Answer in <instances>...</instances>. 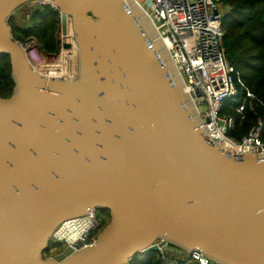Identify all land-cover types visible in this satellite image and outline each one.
I'll return each mask as SVG.
<instances>
[{"label": "water", "instance_id": "obj_1", "mask_svg": "<svg viewBox=\"0 0 264 264\" xmlns=\"http://www.w3.org/2000/svg\"><path fill=\"white\" fill-rule=\"evenodd\" d=\"M33 1L0 0V55L15 84L0 97V264L193 251L210 264H264V154H232L207 134L141 7L38 0L71 23L78 46V77L56 80L10 25ZM98 210L110 220L92 246L48 255L64 224Z\"/></svg>", "mask_w": 264, "mask_h": 264}, {"label": "built area", "instance_id": "obj_2", "mask_svg": "<svg viewBox=\"0 0 264 264\" xmlns=\"http://www.w3.org/2000/svg\"><path fill=\"white\" fill-rule=\"evenodd\" d=\"M136 1L135 3L154 25L161 40L165 41V46L187 93L197 108L207 134L232 154H264V123L261 119H258L247 135L237 142L229 137V133L235 127V119L221 116L223 105L228 100L243 95L242 103L236 108V113L242 118L245 108L248 105L252 108L257 100L244 84L237 85L235 68L227 59L222 0H145L144 4ZM45 5L37 0L22 6L13 14V23L20 25L21 22L29 21L33 11ZM13 23L12 25L10 23L11 27L16 28ZM60 27L55 54L40 51L34 37L27 38L26 41L16 39L33 67L46 77L48 75L42 70L61 61L62 57L65 59L66 69H73L74 64L75 70L78 69L79 57L75 35L73 33L72 37L67 39V33L63 31L68 29L67 25L65 28L61 25ZM64 78L67 77L52 79ZM89 214L81 218L84 222L90 223L84 232L85 236L72 244L66 242L67 246L75 251L92 246L107 224L96 212ZM157 244L162 250L169 247L165 241ZM159 253L162 255V264L180 263L178 260L168 258L163 252ZM183 258L193 263L210 264L209 259L199 251L185 253Z\"/></svg>", "mask_w": 264, "mask_h": 264}, {"label": "trees", "instance_id": "obj_3", "mask_svg": "<svg viewBox=\"0 0 264 264\" xmlns=\"http://www.w3.org/2000/svg\"><path fill=\"white\" fill-rule=\"evenodd\" d=\"M221 5L228 10L223 18L224 47L229 63L235 68L236 83L238 86L244 84L257 99L252 108L249 105L245 108L243 118L236 113L243 95L223 105L221 116L235 119V127L229 137L239 142L258 119L264 123V0H222ZM29 22V28H13L14 37L21 40L34 37L42 52L55 53L59 20L52 7L45 5L35 9ZM14 86L9 57L0 55V97L10 98ZM166 256L180 261L179 264H187L176 254L167 252ZM130 264H162V255L159 252L140 254Z\"/></svg>", "mask_w": 264, "mask_h": 264}, {"label": "bare ground", "instance_id": "obj_4", "mask_svg": "<svg viewBox=\"0 0 264 264\" xmlns=\"http://www.w3.org/2000/svg\"><path fill=\"white\" fill-rule=\"evenodd\" d=\"M129 3L130 6L134 5L131 3V1H127ZM134 2L137 3L136 0H134ZM68 29L63 30L65 33H67V39H70L73 35V29H72V25H70V23L68 22L67 24ZM163 40V39H162ZM164 45H166L165 41L163 40ZM166 48V46H165ZM78 49H77V54H78ZM54 65L52 66H47L45 69H43L42 71L44 72V74H47L48 77L52 78H56V77H67V78H77L78 77V72L77 70H75V66L76 64H74V68L73 69H66L65 65V59L64 57H62L61 61L57 62V63H53ZM69 72V73H68ZM77 76V77H76ZM58 80V79H56ZM90 225V223H86L84 222V220H78L76 222H72V223H66L58 232H57V237L58 240H62L65 241L69 244L74 243L76 240L82 238L85 236V231L87 230V227Z\"/></svg>", "mask_w": 264, "mask_h": 264}, {"label": "rangeland", "instance_id": "obj_5", "mask_svg": "<svg viewBox=\"0 0 264 264\" xmlns=\"http://www.w3.org/2000/svg\"><path fill=\"white\" fill-rule=\"evenodd\" d=\"M141 3H143L144 4V1L145 0H139ZM222 8V12H223V14H225L226 12H228V10L226 9V8H224L223 6L221 7ZM24 19V18H23ZM25 20V19H24ZM23 20V21H24ZM17 21V20H16ZM12 25V24H11ZM13 25L14 26H16V28H18V30H20V29H24V28H29L30 26H31V23L29 22V21H24V22H21V24L19 25V24H15V23H13ZM19 25V26H18ZM60 29H61V27H60V24H59V27H58V29H57V32H56V48H57V37H59V35H60ZM27 38H30V37H27ZM27 38H25L23 41H26V39ZM18 39V38H17ZM37 41V40H36ZM38 43V42H37ZM38 47H39V44H38ZM41 51V50H40ZM56 52H57V50H56ZM55 52V53H56ZM55 53H52V54H55ZM98 214L100 215L101 214V212H98ZM101 220H104L103 218H101ZM67 247V244H66V242H64V241H60V240H55L52 244H51V247H50V249H51V253H52V255H54V254H57V253H60V252H62L63 251V249H65ZM160 254V253H159ZM161 255V254H160ZM187 264H197V263H193V262H189V261H187Z\"/></svg>", "mask_w": 264, "mask_h": 264}, {"label": "flooded vegetation", "instance_id": "obj_6", "mask_svg": "<svg viewBox=\"0 0 264 264\" xmlns=\"http://www.w3.org/2000/svg\"><path fill=\"white\" fill-rule=\"evenodd\" d=\"M12 20H13V19H11V24L13 23ZM13 30H14V29H13ZM98 212H101V214L99 215ZM96 213H97V216H98L100 219H101V218L104 219V222H105V223H108V221L110 220V219H109L110 216H109V213H108V212L98 210ZM50 255H52V253H50Z\"/></svg>", "mask_w": 264, "mask_h": 264}]
</instances>
